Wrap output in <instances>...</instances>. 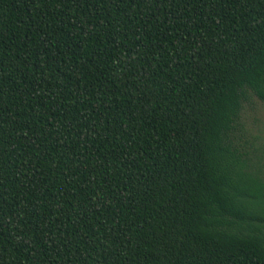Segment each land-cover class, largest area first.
<instances>
[{
    "label": "trees",
    "instance_id": "trees-1",
    "mask_svg": "<svg viewBox=\"0 0 264 264\" xmlns=\"http://www.w3.org/2000/svg\"><path fill=\"white\" fill-rule=\"evenodd\" d=\"M264 0H0V264H264Z\"/></svg>",
    "mask_w": 264,
    "mask_h": 264
},
{
    "label": "rangeland",
    "instance_id": "rangeland-1",
    "mask_svg": "<svg viewBox=\"0 0 264 264\" xmlns=\"http://www.w3.org/2000/svg\"><path fill=\"white\" fill-rule=\"evenodd\" d=\"M241 123L234 141L238 150L248 158L252 171L264 177V102L256 98L246 102Z\"/></svg>",
    "mask_w": 264,
    "mask_h": 264
}]
</instances>
